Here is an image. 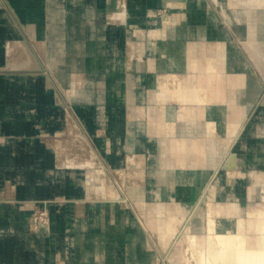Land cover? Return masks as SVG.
Wrapping results in <instances>:
<instances>
[{
  "label": "rangeland",
  "instance_id": "obj_1",
  "mask_svg": "<svg viewBox=\"0 0 264 264\" xmlns=\"http://www.w3.org/2000/svg\"><path fill=\"white\" fill-rule=\"evenodd\" d=\"M233 1L0 0V264H222L207 242L212 209L219 221L240 206L227 218L245 227L264 219V39L246 50L236 14L247 8ZM176 16L179 35H163ZM194 41L210 73L216 49L238 50L262 88L232 140L217 118L196 119L191 134L221 154L184 168L162 154L163 140L185 137L188 110L156 92L201 75L163 66L173 43L186 62ZM172 214L182 222L166 243Z\"/></svg>",
  "mask_w": 264,
  "mask_h": 264
},
{
  "label": "bare ground",
  "instance_id": "obj_2",
  "mask_svg": "<svg viewBox=\"0 0 264 264\" xmlns=\"http://www.w3.org/2000/svg\"><path fill=\"white\" fill-rule=\"evenodd\" d=\"M232 3L235 7L239 5L243 8H247V10L238 11L236 14L237 20L241 24L238 34H240V37L244 41L246 50L252 53L259 40L264 39V11L259 10L260 8L264 7V0H235ZM192 11L194 10L192 9ZM244 15H247V18H244ZM180 20L181 18L178 16H176L174 19H167V27L166 30L162 31L163 35L168 36L171 34L173 37H177L179 35L178 33H180L177 23ZM245 20L247 25H244ZM204 45V41L190 42L189 47L187 48L188 57L187 61L185 62L179 55V44L175 42L173 43V46L167 50L170 58L163 62V66L167 68L172 67L189 71H201V75L199 77L195 74H192L187 77L188 80L185 79L183 82H179L176 90L171 91L167 86L161 85L159 90L156 92V97H159L162 101L167 102L171 99H174L183 106V109L188 110V114L185 115L188 121H186L187 123H184L180 126V132L184 131L183 134L185 137H174L173 139L163 140L164 153L162 154V162L165 165H171L174 162H177L180 166H186L184 168H191L196 167L203 162L205 165L214 166L218 162L217 160L221 154L220 148L217 146L216 141L211 138L208 140L191 134V132H193V125L197 124L196 122L199 123V121L196 119H199L200 117H206L204 123L209 124L208 118H217V120L222 122V124L218 125L220 131L225 129L228 134V139L232 140L238 136L242 122L249 115L250 107L247 104V98L253 99V101H255L261 92V85L257 82L255 75L251 73L241 58L239 51L235 48L229 49V51L228 49L226 50L225 47L216 49L212 56L216 58L218 57V59H220L221 67H217L218 70L216 72L210 73L209 70L211 68L206 67L207 65H205L203 59L201 61V58H203L205 53H207L206 48L205 51H203ZM201 47L202 49L200 50ZM164 55L167 57L166 54ZM254 59L257 64H260L262 61L256 60V58ZM168 63L170 65H168ZM259 66L257 67L259 68ZM203 109H205L206 112H204ZM174 110L175 109H173L171 115L176 114ZM263 113L264 106L258 117L260 118ZM161 114L163 116L166 113L162 111ZM234 115L235 117L232 119ZM163 122L164 119L159 121V132H171L169 129L163 127ZM256 131H258V126H255L254 132ZM217 154L218 157H216ZM200 158L205 159L201 162ZM235 163L236 157L232 156V158H230L229 165L233 166ZM185 171L184 169H181L180 172L178 171L179 173H177V175L182 173L184 174ZM171 174H173V172ZM177 179V184L180 185L183 181H180L179 177ZM175 185L170 184V189L177 191V188H174ZM255 187L256 185L252 186V191H254ZM193 188L194 187H192V185H189V187L186 188V191L189 192ZM216 194V189H213L210 194V198L214 199ZM227 208L229 209V211L226 209V213L228 214L226 215V213L223 212V214L226 216H221L222 218L219 221L217 220V217L220 216V211L222 208H213L212 216L209 219V226L212 234L209 236L207 242L210 249H212V254L214 255L215 259L220 260L222 264H264V219L259 222H253V219L252 222H249V227H245L244 219L242 217H239L237 220H235V223L227 218L228 216L229 218L231 217L230 213L232 210H236L238 212V210H240V206L236 205ZM262 208L264 210V207ZM259 215L260 217L264 218V212ZM181 222L182 221H180V218H177L176 215L173 214L169 217V219L162 220L161 226L159 227L162 232V239L166 243L174 236L177 227ZM216 223H221V227L223 228H235L236 233L233 234L232 232L226 235L215 234L214 230L216 229ZM247 229H253L255 232L248 235L246 234ZM47 230L52 232L50 228ZM258 233H260L261 236L258 235ZM192 243H195L194 237H192ZM205 261L206 260H202L200 262L204 264Z\"/></svg>",
  "mask_w": 264,
  "mask_h": 264
},
{
  "label": "crops",
  "instance_id": "obj_3",
  "mask_svg": "<svg viewBox=\"0 0 264 264\" xmlns=\"http://www.w3.org/2000/svg\"><path fill=\"white\" fill-rule=\"evenodd\" d=\"M250 99V98H249ZM253 100V99H252ZM257 100V99H256ZM255 100V101H256ZM255 102L253 101V103L252 104H254ZM251 107V106H250ZM50 233V232H49ZM52 233V232H51ZM3 260V259H2ZM4 260H6V258H4ZM0 261H1V253H0Z\"/></svg>",
  "mask_w": 264,
  "mask_h": 264
}]
</instances>
